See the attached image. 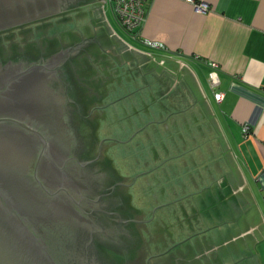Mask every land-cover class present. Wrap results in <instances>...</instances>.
<instances>
[{"label":"crops","instance_id":"1","mask_svg":"<svg viewBox=\"0 0 264 264\" xmlns=\"http://www.w3.org/2000/svg\"><path fill=\"white\" fill-rule=\"evenodd\" d=\"M195 1L210 11L198 13L186 0H148L134 39L163 46L134 50L151 59L142 62L148 97L190 101L177 113L182 125L167 128L163 156L154 145L151 151L165 181L162 208L170 206L161 219L172 241L185 243L178 264H264V0ZM209 64L218 66L216 91ZM215 92L224 94L221 102Z\"/></svg>","mask_w":264,"mask_h":264},{"label":"water","instance_id":"2","mask_svg":"<svg viewBox=\"0 0 264 264\" xmlns=\"http://www.w3.org/2000/svg\"><path fill=\"white\" fill-rule=\"evenodd\" d=\"M97 0H0V31ZM90 40L0 64V264H136L142 236L107 167L89 158L61 67Z\"/></svg>","mask_w":264,"mask_h":264},{"label":"rangeland","instance_id":"3","mask_svg":"<svg viewBox=\"0 0 264 264\" xmlns=\"http://www.w3.org/2000/svg\"><path fill=\"white\" fill-rule=\"evenodd\" d=\"M102 1L97 0L92 6L66 15L67 23L62 22L64 26H58L57 31L61 33L56 35L54 29H50L45 45L51 52L59 44L62 45V42L80 44L90 39L93 42L75 59V63L81 67L79 71L81 84L86 86H83L84 93L78 96L84 110L83 116H91L93 113L91 119L87 121L93 136L92 140L94 139L96 146L103 143L104 163L113 175L120 174L122 181L127 183L133 179V175L149 170L143 175H147L146 179L148 178L150 185L149 183L140 185L134 193L129 192L125 194V197L131 208L135 209L139 221L142 222V229H144V232H141L142 243L143 249L148 251L147 256L155 255L156 258H161V254L175 248L178 244L180 245L174 251L183 249L185 243L179 238H177L179 242H173V239L169 237L168 228L162 222V214L166 213L165 210L170 209V206L162 208L164 203L162 191L165 181L162 173L156 172L161 168H159L161 164L152 162L150 156L154 146L158 154L163 153V141L168 140L167 128L172 124L176 128L182 125V119L180 120L181 117L177 113L186 109L190 101L178 97L162 99L148 97L145 91L148 85L146 71L142 69V62L146 63L151 59L134 50L142 52L153 50L140 45L126 33L119 24L112 6L106 4L103 8ZM100 37H107L110 39L109 44L118 46L116 49L104 48L106 50L104 52V49L100 48L97 43ZM17 48H20L19 44L13 43L12 49L17 52ZM24 49L32 54L36 48L33 44H29ZM80 56L85 57L82 60ZM136 77L142 81L131 82V79L134 81ZM187 79L189 84L193 85L189 76ZM201 80L206 86L203 76ZM90 88L93 93L87 95L86 92ZM187 118L185 121L192 122L191 126L194 127V118L191 116L190 119ZM158 129H160L159 134H157ZM153 181L154 184H151ZM172 182H177V180ZM157 192L158 195H156ZM176 205L179 206V203ZM157 207H160V210L155 214L152 211ZM151 217L154 220H149ZM175 217L177 221H172L171 225L178 228L179 218Z\"/></svg>","mask_w":264,"mask_h":264},{"label":"flooded vegetation","instance_id":"4","mask_svg":"<svg viewBox=\"0 0 264 264\" xmlns=\"http://www.w3.org/2000/svg\"><path fill=\"white\" fill-rule=\"evenodd\" d=\"M95 3L96 2H91V3L85 4V5L76 7V8H72V9H69L68 11H66V12H62V13H60L58 15H55V16H52V17H48V18L40 20V21H45L46 22V21H49V20H52V19L55 20V19L58 18L59 21L66 22L67 17H65V16L68 15L69 13H71L73 11L80 10L81 8H84V7H87V6H92ZM40 21H38V22H40ZM35 23H37V22H35ZM28 25H30V24H25V25L18 26V27H15V28H11V29L0 31V64L2 66V69L13 59H35V58L43 57V56H46V55H49V54H52V53H55V52H59V51L65 50V49H69V48H72V47L78 45V44H71V45H66L65 46V44H62V47L59 50L54 51V52L51 51L50 53H48L47 50L45 51L43 46H40L32 54L27 53L24 48L19 46L20 48H17L18 51L15 52V50L12 49V45L15 42L11 43V41L16 39L17 34L26 32L28 30V28H26V26H28ZM97 43H98V46L100 48H103V49L105 48L104 38L100 37L99 38V42H97ZM117 46L118 45H116V44L115 45H111V49L112 48L116 49ZM105 51L106 50L104 49V52ZM87 56H89V54ZM77 57H79L78 54L75 57H73L72 59H70L69 61H67L64 64H62L61 67L63 69V72H64L65 76H66V79L68 81V84L70 86L72 94H73V96H74V98H75V100H76V102H77V104H78V106H79V108H80V110L82 112V115H83V111L84 110H83V107L81 106L82 104L78 100L79 99L78 96L81 95L80 93H84V91H83V86L84 85L82 86L81 80H80V77H79V71H80L81 67L79 66V64L75 63V59ZM84 57L85 56H82L81 59L83 60ZM84 87H86V86H84ZM90 89H88L89 92L88 91L86 92L87 95H91L93 93V90L92 89L90 90ZM85 101H87V100H85ZM92 114H91V116H83L84 121H85V125H86V129H87V132H88V136H89V139H90L89 158H91V159H93V160H95L97 162H100V163L105 165L104 157H103L104 156V154H103L104 145L101 142L98 146H96L94 139L92 140L93 136L91 135V132H90L89 127H88L89 124H88L87 121L91 119ZM147 171H149V170H147ZM147 171L144 172V173H139V174L133 175V179L129 180L130 182L128 181L127 183L122 181V178H120V174L113 175L112 172L109 171L110 174L112 175V177L114 178L115 182L119 186L121 194H122V197H123V200L125 202V205H126L128 211H129L132 219L134 220L136 226L138 227L140 233L144 232L143 231L144 229H142V225H141L142 222L139 221L138 215H137L135 209L131 208V206L127 203V199L125 197V194H127L129 192L134 193V190L137 187H140V185H143V184L144 185H148V183H149L148 182V178L146 179L147 175L146 176L143 175L145 173L147 174ZM144 179L146 180L145 182L143 181ZM149 185H150V183H149ZM146 191H144L145 194H147ZM149 203L150 202H148V204ZM160 207L153 208L152 212H155V214H157L158 213L157 211L160 210ZM162 207H163V205H162ZM149 220L152 221L154 219H153V217H151ZM149 220H147V221H149ZM147 221H145V222H147ZM151 221H149V222H151ZM149 222H147V223L149 224ZM147 223H146V225H147ZM142 238H143V236H142ZM143 250L144 251L142 252V254L139 257V259L137 260L136 264H178V258L174 257L178 253V251L167 250L163 254H161V256H162L161 258H156L157 256H155V255H153V256L152 255H148L147 256L148 251H146L145 249H143Z\"/></svg>","mask_w":264,"mask_h":264},{"label":"built area","instance_id":"5","mask_svg":"<svg viewBox=\"0 0 264 264\" xmlns=\"http://www.w3.org/2000/svg\"><path fill=\"white\" fill-rule=\"evenodd\" d=\"M148 0H103V8L106 4H110L117 16L119 24L123 30L131 35L133 39L139 37V31L141 30L145 20L146 11L145 6ZM187 3L194 7V10L198 13L205 14L210 11L211 7L203 2H196L195 0H186ZM146 45L151 49H163L161 44L156 42H146ZM212 72L209 76V82L214 91L220 85V79L218 75V66L216 64H209ZM214 98L217 102H221L224 98V94L215 92ZM245 136H249L250 129L245 126L243 128Z\"/></svg>","mask_w":264,"mask_h":264},{"label":"trees","instance_id":"6","mask_svg":"<svg viewBox=\"0 0 264 264\" xmlns=\"http://www.w3.org/2000/svg\"><path fill=\"white\" fill-rule=\"evenodd\" d=\"M56 20L59 21L58 19H55V20L52 19V20H49L46 22L40 21V22L32 23V24L26 26V28H28V30L26 32L17 34L16 39L12 40L11 43L16 42L22 48H24L26 45H29V44H33L36 49H38V47H40V46H43L44 50L48 51V48L45 45L46 39H47V37H49L48 31H50V29H54L55 34L57 35L58 33H61L59 31H57V30H59L58 26H64V24H62L61 21H59L60 23L58 24V22ZM106 38H104L105 47L111 45L108 42V41H110V39H108V38L106 39ZM62 44H65V46L71 45V44H68L66 42H62ZM61 47H62V45L59 44V46H57L56 49L52 50V52L59 50ZM49 52L50 51H48V53Z\"/></svg>","mask_w":264,"mask_h":264}]
</instances>
